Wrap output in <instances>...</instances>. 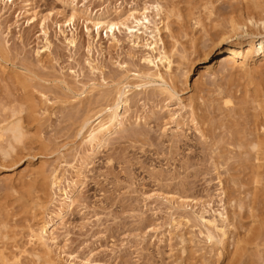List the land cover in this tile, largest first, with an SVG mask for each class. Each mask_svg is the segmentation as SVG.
<instances>
[{"label": "rangeland", "instance_id": "rangeland-1", "mask_svg": "<svg viewBox=\"0 0 264 264\" xmlns=\"http://www.w3.org/2000/svg\"><path fill=\"white\" fill-rule=\"evenodd\" d=\"M255 1L0 0V264H264V60L216 46Z\"/></svg>", "mask_w": 264, "mask_h": 264}, {"label": "bare ground", "instance_id": "bare-ground-1", "mask_svg": "<svg viewBox=\"0 0 264 264\" xmlns=\"http://www.w3.org/2000/svg\"><path fill=\"white\" fill-rule=\"evenodd\" d=\"M243 2L245 3V4L244 3L243 4L246 7V9H248V8L251 9L252 8L251 5L253 6V3H255L256 1L255 0H243ZM260 16L258 19H256L255 15L251 14V15L247 16L248 17L247 21H244L241 19L240 20L232 19L230 21L229 30L223 31L220 34V37L218 39L219 41L216 44V46H219L220 44L225 42L228 38H230L231 36L228 35L230 33H234L233 36H236L237 39H239V41L237 42V44L239 46L236 47V45H230V47H228L225 50V52L220 55V59H221L219 61L220 64H223V65H230V64L236 65V64H238L242 70L248 71L250 61L254 60L256 57H263V60H264V35H263V33L259 32V31L255 33V32H252L253 30H251V32L249 31V29H250L249 25L257 27V30H261V28L264 29V16L261 18H260ZM116 23L117 22L109 21V24L108 23L107 24L110 25L111 29H113L117 25ZM245 37H247L246 41H245L247 48L242 47L244 43L241 41V39L245 38ZM155 43H156V40H155ZM213 49L209 50V53L211 51H213ZM206 54H207V56L210 55V54H208V52ZM160 59H162V58H160ZM165 59L168 62V65H170L171 64L170 59H168V57H166ZM239 60H241V61H239ZM212 69H214V65L209 64V65H207V67L204 68L203 72H209ZM155 72L156 73H153L154 75H156L160 78H164V77H162V74L159 73L158 70H156ZM256 90H257V88H256ZM263 94H264V90H263ZM123 95H124V93H121V92L119 93L117 101L115 100L116 104L115 103H114L115 105L113 104L114 106L110 109V114H109L107 119L100 120L94 126L89 128L88 137L91 140H96V141L100 140L99 136L101 135V137H103L105 135V132L110 129V125H112L114 120H116L118 105L120 103L126 101V100H124L125 98L123 97ZM229 102H230V100H226L225 104H228ZM263 103H264V101H263ZM261 105L259 103V106H260L261 111H262L261 112L262 117L260 119L259 114L255 115L256 118L253 122V138L251 140V147L255 151L254 159L256 161L261 160V158L264 159V139H261V134L264 131V106L263 105L261 106ZM16 124H17V122H16ZM16 124H12L9 127L4 128V129L7 131L8 130L11 131L14 138L16 140H18L20 137H22L21 136L22 134L20 131L21 126L16 125ZM21 128H23V127H21ZM1 130H0V136H3V134H2L3 132H1ZM19 141H20V139H19ZM65 194H66V196L62 199L63 202L61 201V205H64V206H65V204H67V202L73 201L71 193L66 192ZM61 209H63V208H61ZM49 223L48 222L43 223L39 229H33L34 227L31 228V237L33 239H36L39 243L45 244L46 243L45 242V234L47 233V228L49 226Z\"/></svg>", "mask_w": 264, "mask_h": 264}]
</instances>
